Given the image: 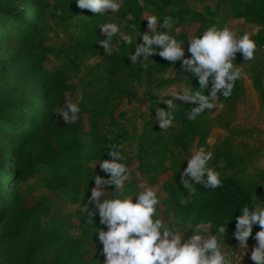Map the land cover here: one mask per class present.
Listing matches in <instances>:
<instances>
[{
	"label": "rangeland",
	"instance_id": "rangeland-1",
	"mask_svg": "<svg viewBox=\"0 0 264 264\" xmlns=\"http://www.w3.org/2000/svg\"><path fill=\"white\" fill-rule=\"evenodd\" d=\"M135 1L141 5L137 19L125 6L129 2L134 7ZM171 1L165 7L174 21L170 34L185 43V49L189 36L198 35L202 15L211 26L228 24L237 36L247 31L255 37L260 30L256 17L237 19L226 3L214 17L205 13L207 7L215 10L221 0ZM239 2L244 5L246 0ZM68 4V0H0V264H104L105 257L94 236L95 221L81 225L80 219L85 216L81 208L94 186L93 177L99 174L108 178L95 164L109 158L107 151L116 142L123 145L124 162L129 168L126 185L138 180L134 193L155 186L160 198L159 217L165 221L171 217L185 228L204 221L209 223L210 232L223 223L227 228L221 238L222 248L238 247L232 233L239 210L217 215L211 207L214 189L196 184L189 191L180 185L179 173L187 166L185 159L195 151L210 150L213 156L209 166L220 173L221 179L224 175H239L244 167L242 181L251 204L256 203V196L264 203V73L257 86L254 80L258 71L241 69L244 92L226 100L219 97L216 103L223 108H213V120L202 131L205 141L199 144V137H195L189 143L190 135L181 131L182 121H173L166 129L159 127L148 110L147 99H171L168 96L187 87L186 83L197 82L194 75L180 84L158 86L176 73L174 67L165 74L148 69L158 54L143 62L138 60L121 78L109 74L114 68V54L122 50L134 53L135 38L149 31L147 16L163 17L148 0H121L117 13L110 15L108 10L105 15L109 22L120 26L121 32L132 35L133 41L119 45L117 34L112 39V53L106 56L101 45L96 51L89 45V23L101 15ZM98 36L106 38L101 30ZM263 46L264 42V52ZM261 66L264 70V62ZM124 91L135 93L138 100H131ZM66 101L80 107L77 120L71 124H65L55 113ZM173 102L174 109L182 104L180 100ZM243 129L252 132L233 133ZM143 131L151 133L147 146L156 141L171 146L166 170L156 178L141 173L134 158L136 139ZM121 134L124 140L119 138ZM175 136L186 142V148L178 147L181 141ZM24 139L25 144L17 148ZM94 149H102L105 156L86 158L84 162L75 156ZM80 173L84 174L87 193L78 204L70 202L68 191L61 194L47 184L51 179H60L67 190L65 180L71 181ZM112 190L113 186H108V191ZM109 192L105 191L104 196ZM97 227H103L98 218ZM87 230L91 231L89 238L83 235ZM259 230L258 225L253 226L248 242L257 244L254 236Z\"/></svg>",
	"mask_w": 264,
	"mask_h": 264
},
{
	"label": "clouds",
	"instance_id": "clouds-1",
	"mask_svg": "<svg viewBox=\"0 0 264 264\" xmlns=\"http://www.w3.org/2000/svg\"><path fill=\"white\" fill-rule=\"evenodd\" d=\"M75 3L80 9L101 16L108 10H111L110 15H114L121 8V0H75ZM60 14L57 10L56 15ZM146 19L149 31L135 38V51L128 55L131 63L143 62L158 54L172 64L179 62L181 69L192 73L199 84V89L181 87L168 96L171 99L163 101L167 110L158 107L155 112L159 127L166 129L172 125L173 100L194 105L186 113L189 121L195 120L206 109L223 108L222 104L216 103L217 99L221 96L229 98L235 82L242 75L239 64L233 63L235 54L240 52L246 61L254 58L257 44L252 34L245 31L237 36L236 30L228 24L223 27L212 25L199 35H190L185 49V43L170 34L174 23L171 16L161 19L148 15ZM99 28L106 38L100 39L97 44L102 46L106 56L111 55L112 39L117 34L119 45H129L133 41V36L121 32L116 22L103 23ZM138 38L140 43H137ZM185 51L190 55L185 56ZM79 112L77 104L67 101L64 107L55 109L65 124L74 123ZM122 149L123 145L113 144L107 151L109 158L95 164L108 178L99 174L93 177L94 186L89 189L90 195L81 208L86 223L95 221L97 230L94 236L105 257L104 264H233L234 258L222 248L221 238L227 228L225 224L216 225L215 231L211 232L208 231L209 223L204 221L190 223L185 228L171 217L165 221L157 215L160 198L155 186L143 187L132 195L121 191L129 179V168L124 162L126 157ZM212 156L210 150L201 148L187 157V166L179 173L180 185L189 191L196 184L204 189L219 187L222 183L220 173L209 166ZM108 186H113V190L109 192ZM105 191L110 195L104 196ZM88 205H91L90 210ZM239 212L232 235L238 241L239 249H247L249 237L253 236V226L258 225L260 230L254 236L257 245L250 252V260L254 264H264V203L256 196V203H246L239 208ZM97 218L103 227H97Z\"/></svg>",
	"mask_w": 264,
	"mask_h": 264
},
{
	"label": "trees",
	"instance_id": "trees-1",
	"mask_svg": "<svg viewBox=\"0 0 264 264\" xmlns=\"http://www.w3.org/2000/svg\"><path fill=\"white\" fill-rule=\"evenodd\" d=\"M199 1H205V0H199ZM171 0H148V3L152 5L153 9L157 12V15L159 17L164 16H171V13H167L165 11V7L170 6ZM68 5L74 6L75 0H68ZM222 3L227 4V8L230 9L231 14L233 17L237 19H250L256 17V22L258 26H260V30L258 34L255 37H252L257 44V48L254 53V58L250 61H246L242 54L240 52H237L235 54V59L233 60L234 64H239L241 69L245 72H248L249 68H253V72L258 71V77L254 80V84L258 86V80L261 75H263L264 70L262 63L264 62V52L261 51L262 43L264 42V0H246L244 5H240L239 0H221V4L218 3L215 10H212L211 8L207 7L205 10V13H207L210 17H214L219 8L221 7ZM65 4V3H63ZM134 7L131 6L129 2H125V6L131 11L133 10V14L135 15L136 19L139 18V14L141 11V5L135 1ZM230 5V6H228ZM206 14V15H207ZM201 23L200 27L198 29L197 34L199 35L202 31L206 30L208 27H210V23L207 22L205 17L202 15L201 17ZM109 22V17L106 15L98 16L93 18L89 25H90V48L92 51H96L99 49L100 45L97 44L100 39H105L104 37L98 36V33L100 32L99 26L103 23ZM143 34V32L141 33ZM128 53L125 50H122L120 54H114L115 63L113 64V69L109 71V74L111 78H121V74L127 75V73L130 71L129 69L133 66L128 55ZM189 53H186L185 56H189ZM257 64V65H256ZM255 66V67H254ZM256 66H258L256 68ZM261 66V67H260ZM172 67L176 69L175 75L170 79L162 80L158 86H163L167 84H180L182 82H185V77L192 76L193 74L190 72H184L179 62L176 64H172L170 61H167L160 56L156 59H154L153 65L148 67L149 70L154 71L158 74H165L167 71H169ZM139 71V70H138ZM141 74V71H139L138 76ZM211 84V81H210ZM187 87L193 86L195 89H199V84L197 82H193L191 84H187ZM204 91V90H202ZM126 96L130 98L131 100H138V97L135 93H132L130 91H124ZM244 92V86H243V77L241 76V79L237 80L235 82L232 95L230 97H236L240 93ZM207 94V92H206ZM228 99V98H227ZM222 100L224 98L222 97ZM226 100V99H225ZM147 102L149 103L148 110L149 112L156 118V110L157 108H162L164 110H167V106L160 101H157L154 99V97H150V99H147ZM194 105H189L188 103L182 102L180 106L177 108H172L175 122H181L182 121V130L186 135H190V141H193L195 137H199V144L203 143L205 141L204 136L202 135V131H205L209 128V123L213 120L212 119V110H205L204 113H201L195 120L189 121L186 117V113L190 111V107ZM175 129L173 128V131ZM251 130H238L233 131L234 134L238 133H251ZM151 133H148V131H143L141 135L137 136V154L134 158H136L138 162V169L141 173L144 175L156 178L162 174H164L166 170V163L171 158V146L167 143H160L156 141L155 144L153 143L150 146L146 145V141L149 138ZM178 134V132L176 133ZM120 139H125V136L118 135ZM126 136L127 133H126ZM176 141L180 140L178 147L186 148V142L183 144L184 141L178 136H175ZM26 139L20 141L19 146L17 148L22 147L25 144ZM118 142H116L117 144ZM95 156L93 157V155ZM92 155V157H91ZM81 162H84L86 158L90 160L91 158L100 159L104 157L103 150L94 149L92 152H87L84 154H76L75 155ZM229 160V158L227 159ZM82 169V168H81ZM245 168L241 170L239 175L229 177L228 175H224L222 178V183L219 187L214 189V203L212 204L213 210L217 213L219 216H224L227 213H232L239 208L243 207L246 203L251 205V199L248 194L245 193L243 181H242V174L244 173ZM66 188L65 189L63 182L60 179H51L47 181V184H50L54 189L59 191L61 194L66 193L68 191L70 195V202L72 204H78L80 200H83L86 196V187L84 183V174L80 173L79 175L75 176L71 179V181L65 180ZM139 183L138 180H132L130 183H128L124 189V194L126 195H132L136 191L137 184ZM1 205V204H0ZM89 210L91 209V205H88ZM202 210H205L204 207H201ZM81 225L87 224L86 223V216L80 219ZM91 231L87 230L84 231L83 235L88 236L90 235ZM74 257V256H73Z\"/></svg>",
	"mask_w": 264,
	"mask_h": 264
},
{
	"label": "built area",
	"instance_id": "built-area-1",
	"mask_svg": "<svg viewBox=\"0 0 264 264\" xmlns=\"http://www.w3.org/2000/svg\"><path fill=\"white\" fill-rule=\"evenodd\" d=\"M262 48L264 49V46ZM256 245L257 244L254 242H248L247 249H244V248L239 249V247H236V248L232 247V248L223 249V250L226 251L229 254V256L234 258L233 264H254V262L250 260V252L252 248Z\"/></svg>",
	"mask_w": 264,
	"mask_h": 264
}]
</instances>
